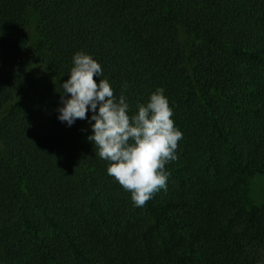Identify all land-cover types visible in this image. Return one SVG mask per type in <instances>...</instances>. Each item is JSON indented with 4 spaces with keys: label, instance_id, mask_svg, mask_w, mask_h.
Here are the masks:
<instances>
[{
    "label": "trees",
    "instance_id": "1",
    "mask_svg": "<svg viewBox=\"0 0 264 264\" xmlns=\"http://www.w3.org/2000/svg\"><path fill=\"white\" fill-rule=\"evenodd\" d=\"M77 51L133 113L169 100L177 159L142 207L57 119ZM259 175L264 0H0V264H264Z\"/></svg>",
    "mask_w": 264,
    "mask_h": 264
},
{
    "label": "clouds",
    "instance_id": "2",
    "mask_svg": "<svg viewBox=\"0 0 264 264\" xmlns=\"http://www.w3.org/2000/svg\"><path fill=\"white\" fill-rule=\"evenodd\" d=\"M67 74L60 84L57 119L68 127L86 120L91 129L86 138L107 162V174L130 193L133 206H144L155 193L167 189L165 166L177 159L182 139L164 89L150 92L133 113L123 93L114 95L100 63L90 54L75 52Z\"/></svg>",
    "mask_w": 264,
    "mask_h": 264
},
{
    "label": "rangeland",
    "instance_id": "3",
    "mask_svg": "<svg viewBox=\"0 0 264 264\" xmlns=\"http://www.w3.org/2000/svg\"><path fill=\"white\" fill-rule=\"evenodd\" d=\"M252 180L251 197L258 203H264V176H253Z\"/></svg>",
    "mask_w": 264,
    "mask_h": 264
}]
</instances>
